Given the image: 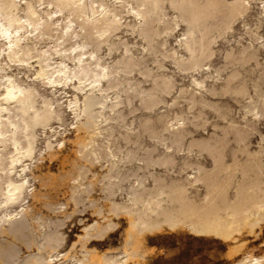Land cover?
Returning <instances> with one entry per match:
<instances>
[{
  "label": "bare ground",
  "instance_id": "1",
  "mask_svg": "<svg viewBox=\"0 0 264 264\" xmlns=\"http://www.w3.org/2000/svg\"><path fill=\"white\" fill-rule=\"evenodd\" d=\"M109 1L0 0V264H149L150 239L172 231L232 246L230 264H264V252L244 250L240 240L264 228V0H141L128 12L139 20L131 33L146 40L147 53L137 60L124 44L112 63L100 51L106 45L111 55L115 33L132 27L120 18L132 2ZM166 6L178 15L164 32L181 25L184 33L162 58L200 74L191 118L158 113L175 80L143 66L159 48L154 29ZM249 17L245 33L229 39L234 21ZM221 41L233 43L217 66ZM32 59V78L12 70L35 67ZM134 72L144 79L133 80ZM211 112L219 120L214 131L196 137ZM69 117L71 134L57 130ZM145 135L153 145L145 147ZM54 162L59 173L49 169ZM98 164L105 172L92 170ZM156 165L165 173L152 171ZM89 210L94 218L77 219L82 229L70 241L68 222ZM118 231V249L96 246Z\"/></svg>",
  "mask_w": 264,
  "mask_h": 264
},
{
  "label": "rangeland",
  "instance_id": "2",
  "mask_svg": "<svg viewBox=\"0 0 264 264\" xmlns=\"http://www.w3.org/2000/svg\"><path fill=\"white\" fill-rule=\"evenodd\" d=\"M101 2L105 6H107L108 4L109 5L111 4L110 3L111 1H109V0H101ZM131 2L132 3L130 4V6L128 4L123 9L120 18H121L122 23L131 24L132 27L129 25V27H131V28H129V29L126 28V30L124 28L120 32L115 33L116 35H114L112 38V40L115 43L113 46L114 51L112 52L111 55L109 54L110 52L107 51L108 47L106 45H103L102 50L100 51V54L103 55V60L108 61V63H112L114 60L117 59V57H119L120 53L123 51L124 44L128 45V47L131 50L129 54L132 53L137 60H141L143 58V56L147 53V51L145 50L146 48L143 49V46L144 47L147 46L146 40L143 41V38L141 36L139 37L138 33H134V34L131 33L132 30L135 29L133 26L137 25V22H139V20H136L135 18H133V15L128 12V10L130 9V7L132 5L134 7H138V5H140V3H141V0L140 1L139 0H131ZM136 3H138V4H136ZM52 5H54V4L49 5V7H50L49 9H53L52 11H55V9H54L55 6H52ZM140 8H143V7H140ZM169 8H171V7L166 6L164 12L162 13V16H163V14L164 15L168 14L166 16H163V22L160 23L162 25H160L157 22H154V25H155V23H157L160 26L157 28L156 26H158V25L156 24L154 30H156V31L158 30V31H160V33L157 31L159 34L158 33L156 34L155 33L156 31L155 32L153 31V34L155 33L154 35L158 36V37H156V40H154L155 36L152 35L153 40L156 43V44L155 43H153V44H154V46H156V48L159 47L158 49L160 51L158 49H156L157 53H155V56H152L150 58L147 57L146 59H144L143 66L147 67L146 69L151 70L152 73H157V72L163 71L168 76H170L173 80H175V81H173V82H175V84H174L175 88H173V90L171 91V94L166 95V101L162 104H159V106H157L156 110H158V113H165V112L169 111V112H171L172 118H174V116L177 112H183V113L185 112L184 117L191 118L193 114L191 113V110H190V98L193 95V93L195 92V86L192 85L193 78L196 76L199 77L200 74H199V70H193L192 71L191 69H187L188 70V71L186 70L187 72L186 71L181 72L177 68V66L174 63H172L171 58H167V59L162 58V55L164 53H171L172 52V49L177 46L176 40L178 39V37L181 36L182 33H184V31L182 30L183 26H181V25L175 26L173 28V30H170L168 32H164V27L166 24L165 21L170 20V19H175L178 15L177 12L172 10V8H171V10H169ZM255 12H256V9L253 11V14H255ZM58 15L61 16L60 14H58ZM250 19H251V17L245 18V19L243 18V20L242 19L236 20L237 22L234 21V23H233L234 29L231 30L234 33L232 35H228V38L232 39L233 36L238 37L239 34H241V33L244 34L245 30H244L242 23L243 22L245 23L246 21L248 22ZM151 26L154 27L153 24ZM161 26H162V28H161ZM160 28L163 29V31L159 30ZM136 29H137V27H136ZM259 33H260V35H264V27H262L259 30ZM146 37H148V35H146ZM71 40L66 44V46L69 49V52L72 51L71 46L73 44H75L77 38H75V36H73ZM231 43H233V41L230 43L227 41H221L220 43L217 44V46H216L217 47V58L214 61L215 65L218 66V64H219V66H223V64H224L223 54L227 50V48H229ZM48 45L53 46L50 43V41H49ZM219 47H220V49H219ZM157 50L159 51V53ZM175 57L178 58L179 60L183 61L185 64L189 62L187 56H183L182 53L177 54ZM158 60H161V61L164 60V62H163L164 68L163 67L159 68L156 65ZM35 61H36V59L31 60L32 64L33 63L35 64V67H33V68L31 67V69H29L30 68L29 66L25 67V68L20 67L21 68L20 69V68H18L17 65H12V70L14 72L21 71L20 76L24 77L25 79L26 78L30 79L33 77V72H34V69L36 68V65H37ZM67 61L70 65H73L76 62L74 60H68V59H67ZM154 62H156V63H154ZM207 63L208 62H203L202 63L203 66L201 64V67L203 69L207 68V65H206ZM17 68H18V70H17ZM229 71H230V68H229ZM27 72H29V73H27ZM132 76H133V80H135V81L144 79V77L141 74H139L138 72H134ZM134 77H135V79H134ZM142 85L144 86L143 87L144 89L146 87L148 89H150V87H151L150 86L151 83L147 82V81L143 82ZM147 88L145 90H147ZM41 90L43 91L44 88H41ZM181 90H184L183 94H181ZM70 91L72 92V89H70ZM223 100H228V99L223 98ZM229 101L232 105H234L235 108H238V109L240 108L241 112H244V109L242 108V106H240L239 104H237L233 100H229ZM137 104H139V103H137ZM141 114L146 115V116L150 115V113H148V112H142V111L137 112V116L141 115ZM153 115L155 116L154 113H152V116ZM211 116H214V114L212 112L208 114V119L210 122L206 125V130L201 129V130L195 132L194 135L196 137H201L202 135L207 136L208 134H210L211 132L214 131V124L219 122V120L216 118V116H214V117H211ZM132 118H133L132 115H128V121H132ZM136 118H137L136 120L138 121V117H136ZM172 120L170 123L174 124L175 121H172ZM170 123L168 124L169 126L171 125ZM70 124H71V126H70ZM72 124H73V119L69 117L66 121L65 127H58V124L57 125L54 124V126L57 128V130H61V131L66 130L67 134H71L72 126H73ZM260 129H261V131L264 132V123H262L260 125ZM143 140L145 141V142L143 141L145 147H148L147 145H150V144L153 145V142L147 137V135L144 136ZM258 140H260V137L258 135H256L253 138V145H252L253 149L256 148V142ZM206 157H207V155H206ZM56 164H57V162H54L49 167V169L51 171L53 170L52 171L53 173H59L60 172V169H58L59 164H57V166H56ZM101 164H106V162L104 160H102ZM101 164L96 165L95 167L92 168V170H94V172L98 171V173H100V174L105 172V170H106L105 168L99 167V166H101ZM158 168H159V166L156 165L155 167L152 168V171L153 170L156 172L160 171L159 173L162 172V174L165 173V170L163 168H161V167H160V169H158ZM172 175L174 177H181V176H185V173L179 174L176 171V172L172 173ZM89 176H91V174H89ZM62 189H63L62 192L68 190L66 187H63ZM97 194L99 196L100 193H97ZM61 197L63 198V195H61ZM81 208H83V207H81ZM44 212L47 215L52 214L46 210ZM90 212H91L90 210L87 212L86 211L85 212H79L71 221L68 222L67 227L65 228V231H67V233L69 234L70 241H73L74 239H76V234L81 232L82 223L79 221L80 218L85 219L86 222H89L94 218ZM77 219H79V220H77ZM179 232H181V233H179ZM183 232L184 231H172V232H167L163 236H159V235H158V237L153 236L149 242V247L153 251V254H152V257L150 259L149 264H198V263L199 264H230L228 259H227V253H228L230 247H232V246H230V245H228L222 241L212 239L210 237L197 238V237H194L192 234H189L188 232H184V233ZM187 233H188V235H187ZM120 234H121V231L113 233L107 240L96 243V246L100 250H104V249L105 250H108V249L113 250L115 248L118 249L121 245ZM263 234H264V228L262 229L261 232H260V229H258L255 233H252V234L247 233V234H244L243 236H241L240 240H243L245 242L243 249L244 250H247V249L250 250L251 249L254 253L257 252L256 254H258V253L260 254L261 253L260 251H262V253H263L264 252V249H263L264 248V246H263L264 245L263 244L264 235ZM166 236H168V237H166ZM184 236H186V237L184 238ZM108 240H110V241H108ZM245 240H247V241H245ZM164 242H165V244H164ZM260 242L262 244H260ZM159 244L161 247L159 246ZM163 244L166 245L167 248ZM247 245H248V247H247ZM112 247H113V249H111ZM219 252H220V254H219ZM153 258H154V260H153Z\"/></svg>",
  "mask_w": 264,
  "mask_h": 264
}]
</instances>
